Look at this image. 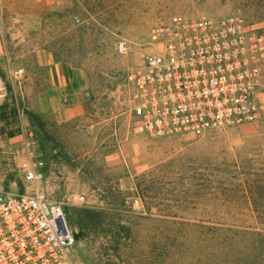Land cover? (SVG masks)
Masks as SVG:
<instances>
[{
  "label": "rangeland",
  "instance_id": "rangeland-1",
  "mask_svg": "<svg viewBox=\"0 0 264 264\" xmlns=\"http://www.w3.org/2000/svg\"><path fill=\"white\" fill-rule=\"evenodd\" d=\"M228 17L258 42L259 118L136 132L142 54L174 22ZM58 62L82 79L67 98L48 77ZM49 90L61 118L41 110ZM33 190L63 203L73 264H264V0H0V191Z\"/></svg>",
  "mask_w": 264,
  "mask_h": 264
},
{
  "label": "built area",
  "instance_id": "built-area-1",
  "mask_svg": "<svg viewBox=\"0 0 264 264\" xmlns=\"http://www.w3.org/2000/svg\"><path fill=\"white\" fill-rule=\"evenodd\" d=\"M257 49L256 38L235 17L172 23L130 75L133 129L171 136L257 120ZM116 50L125 53V42ZM39 178L26 173L30 182ZM74 199L81 203L85 196ZM73 240L62 202L37 190L0 191V264H73Z\"/></svg>",
  "mask_w": 264,
  "mask_h": 264
},
{
  "label": "crops",
  "instance_id": "crops-1",
  "mask_svg": "<svg viewBox=\"0 0 264 264\" xmlns=\"http://www.w3.org/2000/svg\"><path fill=\"white\" fill-rule=\"evenodd\" d=\"M48 77L52 83V89L57 94H62L64 98L79 92L82 87L80 75L66 62L54 63L48 69ZM53 90L39 95L41 110L43 113L52 114L56 118H61L64 114V110L59 97Z\"/></svg>",
  "mask_w": 264,
  "mask_h": 264
}]
</instances>
